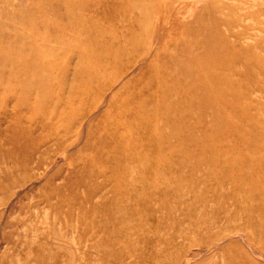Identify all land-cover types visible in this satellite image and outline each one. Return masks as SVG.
<instances>
[{
    "label": "rangeland",
    "instance_id": "1",
    "mask_svg": "<svg viewBox=\"0 0 264 264\" xmlns=\"http://www.w3.org/2000/svg\"><path fill=\"white\" fill-rule=\"evenodd\" d=\"M49 1L0 0V264H264V0Z\"/></svg>",
    "mask_w": 264,
    "mask_h": 264
},
{
    "label": "bare ground",
    "instance_id": "2",
    "mask_svg": "<svg viewBox=\"0 0 264 264\" xmlns=\"http://www.w3.org/2000/svg\"><path fill=\"white\" fill-rule=\"evenodd\" d=\"M48 1H49V0H48ZM50 1H51V0H50ZM50 1H49V2H50ZM49 2H48V3H49ZM117 2H118V1H117ZM45 3L47 4V2H45ZM55 4H56L55 1H51V2H50V6H48V7H50V9H51V7L53 8V6H54ZM92 4H93V3H92ZM115 4H116V3H115ZM115 4H113V5H115ZM48 5H49V4H48ZM118 5H119V4H118ZM122 13H123V12H122ZM7 15L9 16V13H7ZM96 17H97V16H96ZM106 17H108V16H106ZM114 17H115V16H114ZM109 21H110V20H109ZM57 22H58V21H57ZM59 22H60V21H59ZM85 23H86V22H85ZM114 26H115V25H114ZM9 30H10V29H9ZM58 30H59V29H58ZM141 31H142V30H141ZM80 33H81V32H80ZM140 34H141V33H140ZM141 35H142V34H141ZM141 35H140V36H141ZM6 36H8V35H6ZM16 36H17V35H16ZM0 37H1V36H0ZM3 37H4V36H3ZM8 37H9V36H8ZM137 37H138V36H137ZM140 38H141V37H140ZM1 40L3 41V39H1ZM11 40H12V39H11ZM11 40H9V41H11ZM15 40H16V38H15ZM2 41H1V42H2ZM140 41H142V39H140ZM44 42H45V41H44ZM136 42H137V44L139 43L138 40H136ZM36 44H37V42H36ZM141 44H142V43H141ZM8 45H10V44H7V46H8ZM138 45H139V44H138ZM232 45H233V44H232ZM7 46H6V47H7ZM141 46H142V45H141ZM6 47H5V49H6ZM9 47H10V46H9ZM22 47H23V49H24V46H22ZM2 48H3V47H2ZM8 49H9V48H8ZM36 49H37V48H35L34 50H36ZM10 50H11V49H10ZM37 50H38V49H37ZM8 51H9V50H8ZM31 54H32V53H31ZM8 55H11V54H8ZM5 56H7V55H5ZM29 56H30V55H29ZM32 56H33V54H32ZM32 56H31V57H32ZM221 57L223 58V56H221ZM218 58H220V57H218ZM29 59H30V58H29ZM30 60H31V59H30ZM218 60H219V59H218ZM146 61H147V60H146ZM215 62H216V61H215ZM218 62H219V61H218ZM143 63H144V62H143ZM138 67H139V66H138ZM232 67H233V66H232ZM247 72H248V71H247ZM250 73H251V72H250ZM130 75H131V74H130ZM134 75H135V74H134ZM250 75H251V74H250ZM170 76H171V75H170ZM214 76H215V75H214ZM205 77H206V76H205ZM25 78H26V76H25ZM44 79H45V78H44ZM213 79H214V78H213ZM252 79H253V78H251V80H252ZM234 80H235V79H234ZM231 81H232V80H231ZM237 81H238V80H237ZM255 82H256V81H255ZM255 82H254V83H255ZM30 84H31V83H30ZM56 87H57V86H56ZM178 87H179V86H178ZM260 87H261V86H260ZM261 88H262V87H261ZM194 89H195V88H194ZM250 89H251V88H250ZM263 89H264V88H263ZM208 90H209V89H208ZM259 92H260V91H259ZM199 93H200V91H199ZM231 96H232V95H231ZM254 98H255V97H254ZM254 98H253V99H254ZM165 99H166V98H165ZM195 99H196V98H195ZM195 99H194V100H195ZM233 99H234V98H233ZM194 100H193V101H194ZM199 100H200V99H199ZM226 100H227V99H226ZM175 101H177V100H175ZM175 101H174V102H175ZM197 101H198V99H197ZM174 102L172 101V104H173ZM198 102H199V101H198ZM172 104H171V106H172ZM175 104H176V103H175ZM173 105H174V104H173ZM30 106H31V105H30ZM101 106H102V105H101ZM257 106H258V105H257ZM258 108H259V106H258ZM101 109H102V108H101ZM230 109H231V108H230ZM258 110H259V109H258ZM230 111H231V110H230ZM219 115H220V114H219ZM206 117H207V116H206ZM217 117H220V116H217ZM223 117H224V116H223ZM241 118H242V117H241ZM241 118H240V119H241ZM214 119H215V118H214ZM221 119H222V118H221ZM227 119H228V118H227ZM223 120H224V119H223ZM214 121H215V120H214ZM34 123H35V122H34ZM88 124H89V123H88ZM83 125H84V124H83ZM250 125H251V124H250ZM254 126H255V125H254ZM237 127H238V126H237ZM250 127H251V126H250ZM239 128H240V127H239ZM207 129H208V128H207ZM241 129H242V128H241ZM252 129L254 130L253 125H252ZM255 129H257V126H256ZM205 130H206V129H205ZM261 130H262V129H261ZM238 131H239V130H238ZM240 131H241V130H240ZM201 132H202V131H201ZM257 132H259V128H258V131H257ZM263 132H264V131H263ZM252 133H253V132H252ZM250 134H251V133H250ZM254 134H255V133H254ZM258 134H259V133H258ZM258 134H257V135H258ZM242 137H243V136H242ZM246 139H247V138H246ZM258 139H259V138H258ZM258 139H257V140H258ZM262 139L264 140V138H262ZM262 139H261V142L263 141ZM251 140H252V138H251ZM255 140H256V139H253V141H255ZM249 141H250V139H249ZM258 141H259V143H261V142H260V139H259ZM258 141H257V142H258ZM250 143H251V142H250ZM250 143H249V144H250ZM255 143H256V142H254V147L257 146V143H256V144H255ZM259 143H258V145H259ZM262 143H263V142H262ZM251 144H252V143H251ZM251 144H250V145H251ZM252 146H253V145H252ZM249 147H250V146H249ZM257 147H259V146H257ZM260 147H261V146H260ZM247 148H248V147H247ZM250 148L253 149L252 147H250ZM251 149H250V150H251ZM257 149H259V148H257ZM250 150H249V152H250ZM253 150H256V149H253ZM253 150H251V151H253ZM260 150H261V149H260ZM263 150H264V149H263ZM246 151H247V150H246ZM257 151H259V150H257ZM253 152L255 153V155H254V154H253V155L256 157V152H255V151H253ZM251 154H252V153H251ZM258 154H261V155H262V151H261V153H258ZM253 155H252V156H253ZM218 156H219V155H218ZM219 157H220V156H219ZM255 162H256V160H255ZM239 164H240V163H239ZM237 165H238V164H237ZM248 166H249V164H248ZM248 166H247V167H248ZM238 167H239V166H238ZM263 167H264V166H263ZM249 171H250V170H249ZM179 181H180V180H179ZM85 183H86V182H85ZM163 184H165V183H163ZM168 184H169V183H168ZM251 198H252V197H251ZM261 205H262V204H261ZM248 208H249V207H248ZM254 210H255V209H254ZM239 237H240V236H239ZM246 263H247V264H251L252 262H251L250 260H249V261L246 260Z\"/></svg>",
    "mask_w": 264,
    "mask_h": 264
}]
</instances>
